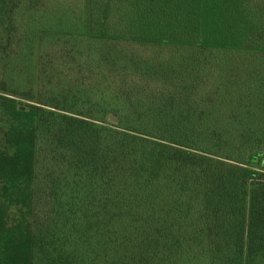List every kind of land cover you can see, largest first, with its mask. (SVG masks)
I'll list each match as a JSON object with an SVG mask.
<instances>
[{
	"label": "trees",
	"instance_id": "1",
	"mask_svg": "<svg viewBox=\"0 0 264 264\" xmlns=\"http://www.w3.org/2000/svg\"><path fill=\"white\" fill-rule=\"evenodd\" d=\"M263 160L264 0H0V264H264Z\"/></svg>",
	"mask_w": 264,
	"mask_h": 264
},
{
	"label": "water",
	"instance_id": "2",
	"mask_svg": "<svg viewBox=\"0 0 264 264\" xmlns=\"http://www.w3.org/2000/svg\"><path fill=\"white\" fill-rule=\"evenodd\" d=\"M24 108L21 107V110H23ZM110 121L113 122V123H118L119 122V119L115 116V115H112L110 117Z\"/></svg>",
	"mask_w": 264,
	"mask_h": 264
},
{
	"label": "rangeland",
	"instance_id": "3",
	"mask_svg": "<svg viewBox=\"0 0 264 264\" xmlns=\"http://www.w3.org/2000/svg\"><path fill=\"white\" fill-rule=\"evenodd\" d=\"M258 170L262 173H264V160L261 162V164L258 166Z\"/></svg>",
	"mask_w": 264,
	"mask_h": 264
}]
</instances>
